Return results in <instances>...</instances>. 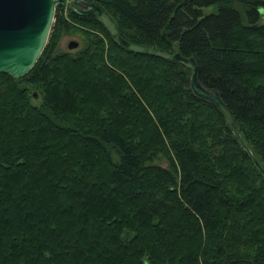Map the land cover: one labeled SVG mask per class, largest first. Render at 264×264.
Here are the masks:
<instances>
[{
  "label": "trees",
  "instance_id": "1",
  "mask_svg": "<svg viewBox=\"0 0 264 264\" xmlns=\"http://www.w3.org/2000/svg\"><path fill=\"white\" fill-rule=\"evenodd\" d=\"M94 1L193 56L264 168V0ZM62 10L31 70L0 73V264H264V177L191 70L95 14L68 11L84 45L55 53Z\"/></svg>",
  "mask_w": 264,
  "mask_h": 264
},
{
  "label": "water",
  "instance_id": "2",
  "mask_svg": "<svg viewBox=\"0 0 264 264\" xmlns=\"http://www.w3.org/2000/svg\"><path fill=\"white\" fill-rule=\"evenodd\" d=\"M57 4L66 6L77 16L95 14L111 39L127 50L171 59L189 68L191 72L187 81L192 95L215 106L221 112L234 141L252 157L254 165L264 177L263 166L252 155L237 130L234 116L223 101L221 92L217 88L205 86L199 79V67L195 58L184 56L180 52L168 53L127 41L119 34L114 21L94 0H0V73L21 78L31 70L47 43ZM77 47V41L68 43L70 49Z\"/></svg>",
  "mask_w": 264,
  "mask_h": 264
},
{
  "label": "rangeland",
  "instance_id": "3",
  "mask_svg": "<svg viewBox=\"0 0 264 264\" xmlns=\"http://www.w3.org/2000/svg\"><path fill=\"white\" fill-rule=\"evenodd\" d=\"M62 6H63V10L61 11V13L64 15L66 24H68L67 26H69V27L68 28L66 26L64 27V29L61 33V36L57 41V44H56L54 51H55V53L67 52L70 54H74V53H76L77 50H79L84 45V33L80 31L82 29V26H80V23H78L74 20H71V18L68 16V14H69L68 11H70V10L66 6H64V5H62ZM214 8H215V6H209V7L205 8V11L211 12V11H214ZM260 21H264V17H262L260 19ZM70 41H77L78 47L73 48V49L68 48V43ZM39 101H40V98L35 97L33 102L35 104H38ZM155 162L157 164L163 166V167L168 168V166H169L168 161L164 157H159L158 159H156Z\"/></svg>",
  "mask_w": 264,
  "mask_h": 264
}]
</instances>
